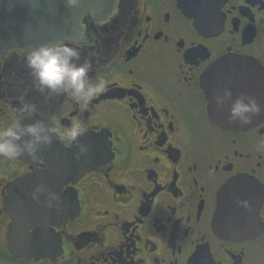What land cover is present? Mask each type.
Masks as SVG:
<instances>
[{
    "label": "flooded vegetation",
    "instance_id": "1",
    "mask_svg": "<svg viewBox=\"0 0 264 264\" xmlns=\"http://www.w3.org/2000/svg\"><path fill=\"white\" fill-rule=\"evenodd\" d=\"M60 43L90 60L102 90L87 101L41 94L25 63L30 49L0 47V128L31 103L24 123L78 125L79 143L99 161L52 187L78 206L73 218H48L54 253L19 258L9 250L12 204L24 197L20 182L48 165L44 155L0 157V264H264V114L246 129L222 128L202 84L234 57L255 63L264 87V0H116L85 11ZM45 147L77 146L65 135ZM240 176L261 203L249 235L225 237L214 225L216 194Z\"/></svg>",
    "mask_w": 264,
    "mask_h": 264
},
{
    "label": "water",
    "instance_id": "2",
    "mask_svg": "<svg viewBox=\"0 0 264 264\" xmlns=\"http://www.w3.org/2000/svg\"><path fill=\"white\" fill-rule=\"evenodd\" d=\"M116 0H80L76 6H69L66 0H0V47L3 49H33L41 44H52L71 37L85 11H102L113 6ZM204 92L208 100V113L211 120L222 128L242 130L252 126L261 112L253 116L249 124L229 119L230 102L218 106L215 96L225 86L230 87L234 99L241 92L257 97L264 104V87L258 78L257 67L250 60L226 57L215 63L202 79ZM262 115V114H261ZM31 123V121L25 124ZM81 144L86 145L84 141ZM54 146V145H53ZM79 153L78 147L59 149L49 152L42 146L38 154L45 156L48 169L43 174L31 175L20 184L26 188L24 197L14 201L12 211L15 223L8 234L9 250L15 257H44L54 253L56 243L50 231L48 218L59 216L60 219L73 218L75 208L64 204L59 198L49 206L48 193L52 187L62 188V178H80L86 170L98 163L96 155ZM91 156V157H90ZM58 178L60 181H57ZM45 185L49 190L41 192L39 199H34L33 191L38 185ZM22 193V191L20 192ZM21 200V201H20ZM247 202L245 203L243 202ZM259 190L250 179L240 176L225 183L216 194L214 225L217 232L225 237L246 236L255 223L257 205H260ZM258 210V207L257 209ZM43 226L29 232L32 226Z\"/></svg>",
    "mask_w": 264,
    "mask_h": 264
},
{
    "label": "clouds",
    "instance_id": "3",
    "mask_svg": "<svg viewBox=\"0 0 264 264\" xmlns=\"http://www.w3.org/2000/svg\"><path fill=\"white\" fill-rule=\"evenodd\" d=\"M67 5L76 6L80 0H66ZM81 52L69 44H41L25 53V63L32 76L34 85L39 93L56 96H72L77 100H89L104 85L102 79L93 80L89 75L92 64L87 58L79 63ZM232 89L225 86L222 92L215 96L218 106L230 102L229 119L249 124L253 116L264 112V104L257 97L246 92H241L234 99ZM16 115L7 126L0 128V157L17 159L28 156L37 158L42 146L50 145L54 139L70 136L76 142L79 153L87 151V146L79 143L82 134L77 125L70 131L61 128L58 121L38 119L25 124V114L35 111L31 103H21L14 109ZM47 191L41 184L33 191L34 199H39L41 192ZM48 205L53 206V201L58 200L55 193H48ZM245 205L247 202H243Z\"/></svg>",
    "mask_w": 264,
    "mask_h": 264
}]
</instances>
